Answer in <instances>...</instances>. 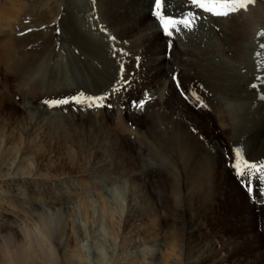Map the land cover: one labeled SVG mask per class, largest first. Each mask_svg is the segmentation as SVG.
Masks as SVG:
<instances>
[{"label": "rangeland", "instance_id": "1", "mask_svg": "<svg viewBox=\"0 0 264 264\" xmlns=\"http://www.w3.org/2000/svg\"><path fill=\"white\" fill-rule=\"evenodd\" d=\"M153 3L0 0V202L21 210L12 218L24 231L39 236L50 227L60 264H199L195 250L205 242L218 250L234 241L225 246L238 264L243 254L264 253V185L254 179L253 193L244 191L229 158L230 150L249 146L244 158L264 161V100L249 104L248 114L231 104L260 94L250 85L264 79L257 67L264 61V0L200 20L171 49L151 15ZM189 7L165 0L169 14ZM228 74L230 90L220 92ZM79 92L107 95L114 107L43 103ZM146 95L145 109H133ZM218 105L227 121L236 119L231 130L222 128ZM13 194L21 206L11 203ZM189 218L202 226L195 242L183 233ZM69 235L78 248L68 246ZM263 257L250 263L264 264Z\"/></svg>", "mask_w": 264, "mask_h": 264}, {"label": "bare ground", "instance_id": "2", "mask_svg": "<svg viewBox=\"0 0 264 264\" xmlns=\"http://www.w3.org/2000/svg\"><path fill=\"white\" fill-rule=\"evenodd\" d=\"M144 3L148 4V2L146 1H143ZM211 19H213V17L209 16ZM213 20H218L216 18H214ZM157 32H159L157 30ZM155 35V34H154ZM181 41V40H180ZM185 43V42H184ZM161 46V45H160ZM163 47H165L164 43L162 44ZM187 49V48H186ZM184 50V49H182ZM188 52V53H187ZM185 54V56L188 54L190 57L191 56V52L190 50L188 49ZM188 60V59H187ZM96 72V71H95ZM101 72H98L97 75H96V79L98 78H101L102 76L100 75ZM95 75V74H94ZM101 76V77H100ZM228 77H231V74H228L226 77H225V82H228L227 85L225 86V84H223L225 87H223L221 89L220 92H228L229 90L226 88L230 81L233 79V77H231V79H228ZM103 79V77L101 78ZM103 81V80H101ZM102 83V82H100ZM173 83V82H172ZM171 84V82H170ZM165 86V85H164ZM170 86V85H169ZM241 87V86H240ZM246 88V87H245ZM173 89V88H172ZM249 89H247L248 91ZM252 90V89H251ZM234 92V91H233ZM254 93V91H252ZM250 92L251 94H248L245 95L246 96H243V97H239V98H235L233 100V102L231 104H235L240 110L242 113L244 114H248L249 113V109L247 108V106H249V104H252L254 102H256L257 100H259L260 98L257 97L259 95H255L256 93H253ZM257 92V91H256ZM244 93V92H243ZM244 95V94H242ZM217 101V100H216ZM241 101V102H239ZM230 102V101H228ZM239 102V103H238ZM259 102V101H258ZM257 103V102H256ZM219 106V105H218ZM220 108L218 109V114H217V118L218 120L221 122V126L224 130H231L230 129V124H231V127L233 125V122L234 120L236 121V119L234 118L233 122L231 121H227V115L225 117V114H229L227 109H225L222 105L219 106ZM226 112H225V111ZM252 110L254 111V106L252 108ZM240 112V113H241ZM255 112V111H254ZM253 113V112H252ZM256 113V112H255ZM235 115V114H234ZM257 115V114H256ZM232 116V115H230ZM234 117V116H233ZM246 117V116H245ZM244 117V118H245ZM264 117V116H263ZM242 118H238L237 119V122H239V120H241ZM248 119V117H247ZM46 128V127H45ZM177 131V130H176ZM181 132V131H180ZM179 132V133H180ZM183 133V132H182ZM228 133V132H226ZM176 135V134H175ZM234 135V134H233ZM181 136V135H180ZM186 136V135H185ZM227 136V135H226ZM173 138V137H172ZM177 138V137H176ZM182 138H184L183 136L179 137L177 139V144L179 145V149L181 147V142L182 141ZM193 138V137H192ZM228 138L230 139L231 138V141L233 139H236L234 137H230V134H228ZM227 138V139H228ZM174 139V138H173ZM172 142V141H171ZM184 142V141H183ZM182 142V143H183ZM190 142V141H189ZM186 143V145L191 148V143ZM176 143V142H175ZM174 143V144H175ZM228 144V143H227ZM173 145V144H172ZM247 145V144H246ZM185 146V145H184ZM185 146V147H187ZM194 146V145H193ZM197 146V145H196ZM240 146H243V145H240ZM15 147V146H14ZM239 147V146H238ZM248 147L249 146H246V147H240L241 149H246L248 151ZM178 148V147H177ZM194 149V148H193ZM219 149V148H218ZM217 149V150H218ZM184 150V153L185 151H187L188 153V148L186 149H183ZM181 151V149H180ZM204 151V150H203ZM214 151V150H213ZM249 153V152H248ZM188 157V156H186ZM185 157V158H186ZM218 157V156H216ZM224 157V156H223ZM247 157V156H246ZM221 158V157H220ZM188 159V158H187ZM193 159V158H191ZM214 159V158H213ZM194 160V159H193ZM195 161V160H194ZM208 162H210V160L208 159L207 160ZM61 162V161H60ZM214 164V163H213ZM56 165V164H55ZM188 167V166H187ZM196 167V166H195ZM203 167V166H202ZM205 167L207 166H204L202 168V172L206 169ZM213 167V166H212ZM211 167V168H212ZM192 169V168H191ZM58 170V169H57ZM62 170V169H61ZM185 170V169H184ZM195 170V169H194ZM198 172V170H197ZM202 172L199 174V181L202 177ZM206 174V173H205ZM6 177V176H4ZM192 177V176H191ZM57 178V177H56ZM6 179V178H5ZM4 179V181H5ZM28 179V178H27ZM7 180H10V178L8 177ZM6 180V182H8ZM192 186V185H191ZM244 186V185H243ZM244 191L247 190V186H244ZM197 189V188H196ZM195 189V190H196ZM241 190V189H240ZM190 192V191H189ZM198 192V191H197ZM11 194V192H9ZM192 193V192H191ZM249 193V192H248ZM13 195H11V203H13L14 205L18 204L19 206H21V203H20V200L17 198H14ZM9 197V199H11ZM143 198V197H142ZM195 198V197H193ZM137 200V199H136ZM1 201V200H0ZM204 201V200H203ZM4 202V200H3ZM3 202H0V228H3L5 231H7L6 233V237L2 238L0 240V260H1V263L0 264H60L59 260L55 257V252H53V250L49 247L50 245V236H51V230H50V227H49V230H47L48 226H46V232L42 233L41 235H37V234H34V232L32 233L31 232V229L30 231L28 232L25 228V232L24 230H22L21 228V225L12 218V216L14 218L17 219V217H19V215H21L22 213L20 212L21 210H16L15 213H13L12 211H9L8 208L5 203ZM135 202V201H134ZM145 202V200H144ZM136 203V202H135ZM140 203V202H139ZM201 203V202H200ZM250 203V201H249ZM208 204V202H207ZM207 204H206V207H207ZM199 205V204H198ZM204 205V203H203ZM199 206H202V205H199ZM83 207V206H82ZM132 207V206H131ZM141 207V206H140ZM204 207V206H203ZM202 207V209H203ZM146 208V207H145ZM18 209V208H17ZM138 209V208H137ZM143 209V208H142ZM206 209V208H204ZM253 209V208H252ZM139 211V210H138ZM143 211V210H142ZM137 212V211H136ZM132 213V211H131ZM185 213V212H184ZM13 214V215H12ZM138 214V213H137ZM186 214V213H185ZM140 215V214H139ZM182 215V214H181ZM184 215V214H183ZM133 216V215H132ZM135 216V215H134ZM11 217V221L7 218ZM49 217V216H48ZM136 217V216H135ZM132 218V217H131ZM130 218V219H131ZM47 219V218H46ZM198 219V218H196ZM195 218H189L186 220V222L183 223V233L184 235L187 233L188 235H190V239L195 242L196 239H198L200 237V234H201V231H202V226L200 225V223L197 222ZM129 221V220H128ZM183 221V220H182ZM25 222V221H24ZM47 222V221H46ZM130 222V221H129ZM6 224H9L8 226H6ZM129 224V223H128ZM131 224V223H130ZM199 224V225H198ZM29 225V224H28ZM133 225V224H132ZM180 225V224H179ZM27 227V226H26ZM2 229V230H3ZM52 229V228H51ZM1 232V231H0ZM36 233V232H35ZM2 237V236H1ZM260 235L257 237V241L255 240V238L252 236L251 240L252 242L257 243V245H260L261 244V241H260ZM52 238V237H51ZM52 240V239H51ZM68 246L71 247V244L74 245V247H77V241L75 240L74 242H72L73 240L71 239V236L69 235L68 236ZM235 242L232 241V242H229V243H225L224 246H220V248H218V250H214L212 248L209 247V245L205 242V243H197V247H196V250H195V255L197 256L198 258V263L199 264H226L227 262H230L231 264H238L237 261H233V259L229 256V253L228 251H226V246L225 245H229V247L231 246H234ZM241 246L242 243H240ZM79 246V245H78ZM238 246L236 245L235 248H237ZM259 247V246H258ZM78 248V247H77ZM239 248V247H238ZM76 251V250H75ZM238 251V250H236ZM224 252V253H222ZM264 253H261V254H258V257L256 256H244V264H251L250 262H253L255 263L256 260H259V262H261L262 260V256H263ZM264 258V257H263Z\"/></svg>", "mask_w": 264, "mask_h": 264}, {"label": "snow or ice", "instance_id": "3", "mask_svg": "<svg viewBox=\"0 0 264 264\" xmlns=\"http://www.w3.org/2000/svg\"><path fill=\"white\" fill-rule=\"evenodd\" d=\"M255 0H187V4L190 6L189 10L182 12L179 15L169 14L165 8V0H154L151 15L158 22V27L161 34L167 38V47L171 49L173 47L174 38L182 32H190L196 28L198 22L202 19H207L209 16L217 18H227L232 14L238 13L241 10H246L247 7L254 3ZM28 31H31L29 29ZM24 35V33H20ZM264 37V32L258 34ZM111 40H115V37H110ZM261 49H264V42L259 44ZM115 51V50H114ZM123 54V50H121ZM257 56L261 53L257 52ZM139 59V58H137ZM257 67L264 68V61H260ZM123 70V65H121ZM173 81L176 82V87L180 88V83L176 76L172 77ZM123 84L126 85V79L123 80ZM254 90L259 89V98L264 100V79H261L260 85H250ZM119 89L113 88L112 93L115 94ZM182 95H187L182 92ZM195 95V94H193ZM149 97L146 95L145 98L140 101L133 102L132 108L138 111L145 109ZM109 96L107 95H86L84 92H79L75 95L65 96L59 99H45L43 103L48 107H60V106H75L78 110H94L100 108H113L111 103H108ZM197 102H202L197 99ZM229 158L231 159V168L233 173L242 185L247 186V190L251 195L254 191L253 180H257L258 184L264 185V161L250 162L244 158L243 150L240 147H236L230 150ZM260 194L264 195V188H260Z\"/></svg>", "mask_w": 264, "mask_h": 264}]
</instances>
